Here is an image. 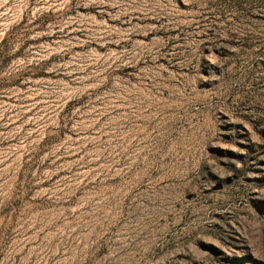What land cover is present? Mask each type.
<instances>
[{"label":"rangeland","instance_id":"374dc122","mask_svg":"<svg viewBox=\"0 0 264 264\" xmlns=\"http://www.w3.org/2000/svg\"><path fill=\"white\" fill-rule=\"evenodd\" d=\"M0 264H264V0H0Z\"/></svg>","mask_w":264,"mask_h":264}]
</instances>
